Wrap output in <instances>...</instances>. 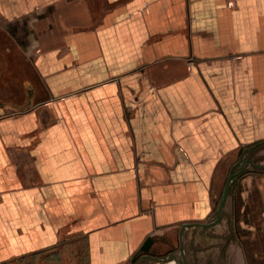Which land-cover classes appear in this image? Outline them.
Returning a JSON list of instances; mask_svg holds the SVG:
<instances>
[{
	"label": "crops",
	"instance_id": "crops-1",
	"mask_svg": "<svg viewBox=\"0 0 264 264\" xmlns=\"http://www.w3.org/2000/svg\"><path fill=\"white\" fill-rule=\"evenodd\" d=\"M260 146L264 0H0V264L70 234L95 262L264 264V223L252 261L232 243Z\"/></svg>",
	"mask_w": 264,
	"mask_h": 264
},
{
	"label": "rangeland",
	"instance_id": "rangeland-1",
	"mask_svg": "<svg viewBox=\"0 0 264 264\" xmlns=\"http://www.w3.org/2000/svg\"><path fill=\"white\" fill-rule=\"evenodd\" d=\"M246 157H250L254 160L256 165L264 166V146H260L257 148H252L250 154ZM252 167V166H251ZM255 168V166H254ZM258 174L254 176H250L249 180L246 184H243L241 189H245L247 191V204L244 200H240V230L242 234L245 235V239L247 240V244L250 247V259L252 261V228H259V225L264 223V167L257 168ZM252 174V172L250 173ZM229 218V217H227ZM227 220V219H226ZM220 225V226H219ZM252 225L254 227H252ZM178 228V227H177ZM177 228L172 232H164L159 233L157 231H153L158 241V244L161 245L160 238L167 237L172 234L171 237L174 238V242L176 241ZM219 233H223V238L220 240L224 241V238L231 236V229L229 228L227 221L226 223L221 220V223L212 227V228H203V227H194L190 228L187 232V236L196 234L199 238V243H207L211 241L212 235L214 236H222ZM257 236L262 233L264 234V230L258 229L256 231ZM174 234V235H173ZM251 234V236H249ZM64 246L61 248L54 247L53 250H49L46 252L39 253L38 256H29L26 255L23 261H15L8 264H128L127 262H119V263H105V262H95L92 260L89 252L88 240L84 236H70L64 237ZM232 243L235 247H239L243 254V244L237 238H232ZM201 245V244H200ZM222 244H220L221 246ZM204 246H199L201 249ZM228 249V248H227ZM33 252V253H38ZM222 252V251H220ZM223 253V252H222ZM42 254V255H41ZM24 257V256H22ZM21 258V257H20ZM33 259V260H28ZM252 264V263H251Z\"/></svg>",
	"mask_w": 264,
	"mask_h": 264
},
{
	"label": "water",
	"instance_id": "water-1",
	"mask_svg": "<svg viewBox=\"0 0 264 264\" xmlns=\"http://www.w3.org/2000/svg\"><path fill=\"white\" fill-rule=\"evenodd\" d=\"M229 187H230V182L229 184L227 185V189H226V194L229 190ZM224 200L225 198L222 200L221 202V206H220V209H219V217L221 215V209H222V206H223V203H224ZM155 242V239L153 236H149L147 237V239L144 241V243L142 244L141 248H140V252L141 253H144V256L145 257H153L152 253H151V248H152V245L154 244Z\"/></svg>",
	"mask_w": 264,
	"mask_h": 264
},
{
	"label": "flooded vegetation",
	"instance_id": "flooded-vegetation-1",
	"mask_svg": "<svg viewBox=\"0 0 264 264\" xmlns=\"http://www.w3.org/2000/svg\"><path fill=\"white\" fill-rule=\"evenodd\" d=\"M254 161L252 160V163H253ZM254 166H255V168H254ZM257 168H260V166H257L256 164H252V175L254 176V175H257L258 174V169ZM245 235H240L239 236V238L238 239H240V240H242V239H245V237H244Z\"/></svg>",
	"mask_w": 264,
	"mask_h": 264
},
{
	"label": "trees",
	"instance_id": "trees-1",
	"mask_svg": "<svg viewBox=\"0 0 264 264\" xmlns=\"http://www.w3.org/2000/svg\"><path fill=\"white\" fill-rule=\"evenodd\" d=\"M39 253H41V252H38V253H32V254H30L29 256H33V257H35V256H38ZM41 255H42V254H41ZM25 257H26V256L21 257V258L18 259L17 261H23V260L25 259ZM28 260H33V259H28ZM17 261H16V262H17ZM14 262H15V261H14Z\"/></svg>",
	"mask_w": 264,
	"mask_h": 264
}]
</instances>
